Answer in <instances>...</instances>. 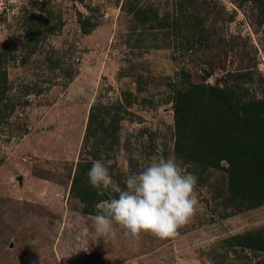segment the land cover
Returning <instances> with one entry per match:
<instances>
[{
  "label": "rangeland",
  "instance_id": "1",
  "mask_svg": "<svg viewBox=\"0 0 264 264\" xmlns=\"http://www.w3.org/2000/svg\"><path fill=\"white\" fill-rule=\"evenodd\" d=\"M195 86L250 103L264 142V0H0V264H264V199L220 155L177 148ZM201 99L189 120L206 126ZM167 158L198 178L190 221L165 239L97 235L94 206L118 194L90 186L92 161L124 188Z\"/></svg>",
  "mask_w": 264,
  "mask_h": 264
},
{
  "label": "clouds",
  "instance_id": "2",
  "mask_svg": "<svg viewBox=\"0 0 264 264\" xmlns=\"http://www.w3.org/2000/svg\"><path fill=\"white\" fill-rule=\"evenodd\" d=\"M127 136V131L121 127L117 132L118 140L123 143ZM110 164L111 161L103 159L93 160L87 172L92 188L118 194L94 206L96 214L92 220L97 235L107 237L115 224L131 239H139L145 233L165 239L177 235V230L188 223L197 210L198 178L184 172L176 159H159L139 172L127 174L124 188L115 186Z\"/></svg>",
  "mask_w": 264,
  "mask_h": 264
},
{
  "label": "trees",
  "instance_id": "3",
  "mask_svg": "<svg viewBox=\"0 0 264 264\" xmlns=\"http://www.w3.org/2000/svg\"><path fill=\"white\" fill-rule=\"evenodd\" d=\"M192 92V100L195 99L198 107L190 110L189 96L186 94L180 96L181 106L177 107L178 111L183 112L178 122L181 134L184 128L190 133L183 136V144L182 139L179 140L177 148H181L191 159L201 160V157H205L207 161L204 162L210 166H218L220 161H226L230 165L231 185L258 192L261 199H264V142L252 141L258 133L255 125L260 120L261 112L256 109L247 111L250 103L234 102L217 87L195 86ZM203 94H206L209 101L207 107L210 121H207L209 124L206 126L192 122V119L196 122L201 113L199 103L202 102ZM205 127L207 135L211 136L209 139L204 138ZM219 155L220 161L217 157Z\"/></svg>",
  "mask_w": 264,
  "mask_h": 264
}]
</instances>
